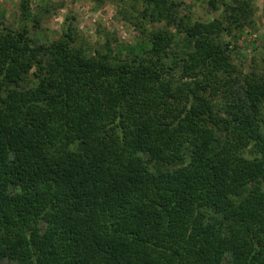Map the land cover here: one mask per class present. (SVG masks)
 Masks as SVG:
<instances>
[{
    "label": "trees",
    "instance_id": "trees-1",
    "mask_svg": "<svg viewBox=\"0 0 264 264\" xmlns=\"http://www.w3.org/2000/svg\"><path fill=\"white\" fill-rule=\"evenodd\" d=\"M135 1L165 28L129 58L69 23L34 42L27 1L0 21V264H264V45L244 75L227 41L255 7L209 0L219 17L194 22Z\"/></svg>",
    "mask_w": 264,
    "mask_h": 264
},
{
    "label": "rangeland",
    "instance_id": "rangeland-1",
    "mask_svg": "<svg viewBox=\"0 0 264 264\" xmlns=\"http://www.w3.org/2000/svg\"><path fill=\"white\" fill-rule=\"evenodd\" d=\"M27 1L30 5V19L33 25V16L39 19L40 28L32 31L36 43H48L57 40L63 32L64 24H71L78 36V46L88 53L106 52V42L114 53L124 58L138 54L146 49V38L142 35V28L161 30L165 23L150 26L142 20V6L135 0H0V21L7 26L16 27L19 22L20 3ZM114 1L121 3L117 7ZM167 5H175L173 11L179 17H187L192 21L208 22L219 17V11H213L209 0H166ZM255 7L253 24L244 31L237 33L227 41L235 46L232 54L233 62L244 75L261 69V56L255 52L257 47L264 45V0H249ZM175 37V48L188 49L189 42L179 34L176 28H170ZM264 58V55H263ZM256 62L257 66H253ZM35 84L29 78L26 87ZM262 128L264 130V109ZM168 166L151 165V170L164 172L171 170Z\"/></svg>",
    "mask_w": 264,
    "mask_h": 264
}]
</instances>
